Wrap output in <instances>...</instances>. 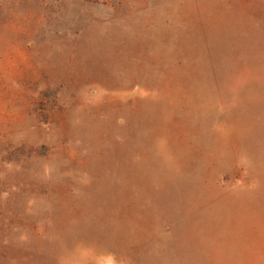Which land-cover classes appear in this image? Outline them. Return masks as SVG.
Wrapping results in <instances>:
<instances>
[{"label":"rangeland","instance_id":"obj_1","mask_svg":"<svg viewBox=\"0 0 264 264\" xmlns=\"http://www.w3.org/2000/svg\"><path fill=\"white\" fill-rule=\"evenodd\" d=\"M0 264H264V0H0Z\"/></svg>","mask_w":264,"mask_h":264}]
</instances>
